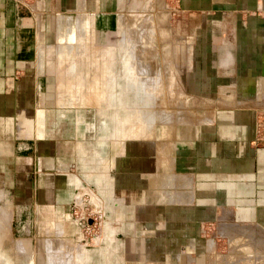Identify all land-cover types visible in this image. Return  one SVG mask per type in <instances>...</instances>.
I'll return each mask as SVG.
<instances>
[{
	"label": "crops",
	"instance_id": "obj_1",
	"mask_svg": "<svg viewBox=\"0 0 264 264\" xmlns=\"http://www.w3.org/2000/svg\"><path fill=\"white\" fill-rule=\"evenodd\" d=\"M132 1L0 0V179L7 190L29 191V203L46 213L48 237L56 228L69 239L80 233L66 211L82 181L70 169L91 163V151L99 155V139L95 121L85 120L91 114L87 106L74 103L79 97L63 89L64 65L56 61L53 76L39 70L47 66L46 47L57 45L64 31L74 35L69 42L83 33L88 49L99 46L91 37L104 43ZM172 1L205 21L199 66L221 70L216 98L250 95L254 102L218 106L207 119L154 141L151 165L147 161L139 170V191H114L116 171L110 159L108 165L103 161L98 170L109 168L110 174L97 184L94 173V192L104 216L117 226L113 239L105 237L104 245L88 250L90 259L264 264V138L257 139L259 122L264 131V0ZM231 82L240 85L237 92L224 91ZM127 182L119 186L127 188ZM80 192L76 202L82 201Z\"/></svg>",
	"mask_w": 264,
	"mask_h": 264
},
{
	"label": "rangeland",
	"instance_id": "obj_2",
	"mask_svg": "<svg viewBox=\"0 0 264 264\" xmlns=\"http://www.w3.org/2000/svg\"><path fill=\"white\" fill-rule=\"evenodd\" d=\"M121 12L119 24L117 20L104 43H97L98 35L95 41L94 35L91 37V42L99 45L92 49H88L81 32L72 42V33L58 35V44L53 45L57 52L48 45L47 66L39 69L43 75L53 76L57 73L53 65L62 63L64 68L59 73H63V89L79 97L73 102L87 106L91 114L85 120L96 124L99 155L91 151V163L80 162L70 169L82 181L72 190L66 211L80 233L69 239L60 236L61 228H56V235L48 237L45 211L44 215L43 211L37 213L29 203L33 198L29 191L7 190V181L1 178L0 264H97L88 250L104 245L105 237L113 239L117 226L104 216L98 207L101 200L94 192V173L97 184L110 174L109 168L98 170L104 167L103 161L108 165L110 159L112 171H116L111 183L114 191H139V170L147 161L151 165L154 141L168 137V131L177 127L207 119L218 106L254 102L250 95L244 100L236 95L216 98V76L221 70L199 66L203 55L199 29L205 23L199 15L185 14L172 0H133ZM148 76H158V87L153 90L151 105L145 106L142 80ZM224 86V91L232 93L240 85L231 82ZM69 119L73 121V117ZM121 146L123 150L118 152ZM147 177L151 185L152 175ZM125 180L128 187L122 189L119 184ZM79 190L81 203L74 200ZM87 190L89 194L82 193Z\"/></svg>",
	"mask_w": 264,
	"mask_h": 264
},
{
	"label": "clouds",
	"instance_id": "obj_3",
	"mask_svg": "<svg viewBox=\"0 0 264 264\" xmlns=\"http://www.w3.org/2000/svg\"><path fill=\"white\" fill-rule=\"evenodd\" d=\"M144 87V103L145 106H149L152 103L154 96V89L158 87V76H148L146 80H142Z\"/></svg>",
	"mask_w": 264,
	"mask_h": 264
},
{
	"label": "built area",
	"instance_id": "obj_4",
	"mask_svg": "<svg viewBox=\"0 0 264 264\" xmlns=\"http://www.w3.org/2000/svg\"><path fill=\"white\" fill-rule=\"evenodd\" d=\"M22 4H25L24 1L21 2ZM263 123L259 122L257 124V139L258 140H262L264 138V131H263V127H262Z\"/></svg>",
	"mask_w": 264,
	"mask_h": 264
},
{
	"label": "bare ground",
	"instance_id": "obj_5",
	"mask_svg": "<svg viewBox=\"0 0 264 264\" xmlns=\"http://www.w3.org/2000/svg\"><path fill=\"white\" fill-rule=\"evenodd\" d=\"M128 94H129V93H128ZM128 94H127V95H128ZM83 192L89 194V193H88V192H89L88 190H87V191H83ZM77 203H80V202H77ZM106 238H108V237H106ZM80 239H81V238H80Z\"/></svg>",
	"mask_w": 264,
	"mask_h": 264
}]
</instances>
